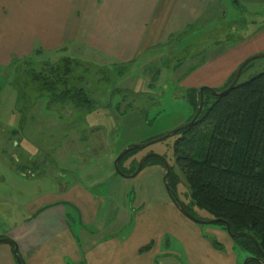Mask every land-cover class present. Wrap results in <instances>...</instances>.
Wrapping results in <instances>:
<instances>
[{
  "label": "crops",
  "instance_id": "crops-1",
  "mask_svg": "<svg viewBox=\"0 0 264 264\" xmlns=\"http://www.w3.org/2000/svg\"><path fill=\"white\" fill-rule=\"evenodd\" d=\"M217 1L0 0V67L37 49L61 50L65 40L77 50L90 49L104 65L135 64L144 54L162 55L175 45L182 52L181 41L213 30L207 26L215 20ZM237 1L241 6L260 2ZM16 23L24 25L29 46L8 31ZM226 45L220 67L212 63L214 58L203 59L199 66H193L199 58L188 60L191 69L181 75L182 86L222 88L246 59L264 52V28ZM153 167L161 169L157 171L164 182V170ZM115 177L110 174L108 179L122 187L121 192L93 195L80 186L61 188L23 222L0 227V239L14 243H0V264H168V258H181L178 245L188 264L243 263L245 256L234 250L227 233L199 228L180 212L167 190L169 199L159 195L153 200V194L141 193L133 200L128 180Z\"/></svg>",
  "mask_w": 264,
  "mask_h": 264
},
{
  "label": "rangeland",
  "instance_id": "rangeland-1",
  "mask_svg": "<svg viewBox=\"0 0 264 264\" xmlns=\"http://www.w3.org/2000/svg\"><path fill=\"white\" fill-rule=\"evenodd\" d=\"M215 6V20L207 26L210 30L213 28L211 33L201 32L181 41L182 52L176 50L175 45L162 55L144 54L135 64L104 65L90 49L80 46L77 50L76 44L65 40L61 50H42L43 53L32 59L23 54V60L0 67L2 229L29 218L44 198L59 195L61 188L70 191L80 186L93 195L121 192L122 187L108 179L110 174L122 177L115 169L121 152L128 146L146 144L186 125L193 112L182 99L185 90L191 89L183 87L181 82V75L191 69L187 61L199 58L200 61L193 64L199 66L203 59L214 58L212 63L220 67L224 57L219 56L226 44L238 43L245 35L264 28V0L245 2L242 6L218 0ZM15 26L8 31L17 34L19 42L24 38L23 43L29 46L31 40L27 39L24 25L16 23ZM69 58L83 66L75 69L72 80L95 102L90 112L75 111L67 105H50L45 94L39 96L40 84L33 83L29 75L32 70L48 75L50 66ZM262 73L264 58L252 61L239 83ZM79 78H83L81 83ZM127 109L131 110L125 113ZM147 110L149 112H145ZM172 145L170 138L138 149L131 160L140 162L153 153L166 156L167 163L174 166ZM157 170L161 169L149 165L137 177H125L132 199L141 193L153 194V200L159 195L169 199L163 177ZM175 171L179 201L190 207L201 221H210L209 213L191 205L186 179L178 169ZM194 224L202 230L219 228ZM177 250L181 258H168V264H188L179 245Z\"/></svg>",
  "mask_w": 264,
  "mask_h": 264
},
{
  "label": "trees",
  "instance_id": "trees-1",
  "mask_svg": "<svg viewBox=\"0 0 264 264\" xmlns=\"http://www.w3.org/2000/svg\"><path fill=\"white\" fill-rule=\"evenodd\" d=\"M231 2L240 5L237 0ZM41 53L42 49H37L29 58ZM79 67L83 66L78 60L69 58L50 66L48 75L36 74L33 70L29 75L33 83L40 84L39 96L45 94L50 105H67L75 111L90 112L95 108V102L85 89L75 86L72 80L75 69ZM235 75L215 92L227 90ZM82 80L79 78V83ZM182 99L193 111L187 121L189 123L201 103L200 89H186ZM202 102L203 108L197 121L171 138L174 159V166L169 164L171 199L199 219L190 207L178 199L175 171L178 169L189 187L191 205L209 213L211 220L222 221L216 226L225 233L228 224L233 235L247 234L252 237L253 240L247 237L232 239L229 236L235 251L244 254L245 258L261 260L260 263L249 264H264V257L257 248L258 245L264 255V73L245 83L238 82L222 96L205 91ZM137 150L130 149L119 162L120 171L127 176L138 169L140 162L131 160ZM162 157L166 159V156ZM125 164H128L127 167H124ZM149 165L164 170V164L158 158H149L143 169ZM213 247L220 249L216 241H213Z\"/></svg>",
  "mask_w": 264,
  "mask_h": 264
},
{
  "label": "water",
  "instance_id": "water-1",
  "mask_svg": "<svg viewBox=\"0 0 264 264\" xmlns=\"http://www.w3.org/2000/svg\"><path fill=\"white\" fill-rule=\"evenodd\" d=\"M264 58V54L262 55H259V56H256V57H252V58H249L248 60H246L245 62H243V64L239 67L238 71L236 72V75L234 77V80L231 84V86L225 90L224 92L222 93H217L215 92L214 89H211V88H208V87H204V88H201L200 89V94H201V103H200V106L195 114V116L193 117V119L191 120V122L187 123L186 125L182 126L181 128L159 138V139H156L154 141H151V142H148L146 144H143V145H139V146H130V147H127L124 152L117 158V160L115 161V169H116V172L118 173V175L122 176V177H126V178H135L136 176H138L141 172H142V169H143V166L145 164V162L149 159V158H158L160 159L163 164H164V171H165V175H164V184H165V187H166V190L168 191V193L170 194L172 192L171 188H170V185H169V174H170V167H169V164L167 163V161L165 160V158H163L162 156H159L157 154H149L147 156H145L139 163V166H138V169L137 171L131 175V176H127L125 174H123L120 169H119V162L120 160L130 151V149L132 148H135V149H145V148H148L154 144H157V143H162L170 138H172L173 136H175L177 133H179L181 130H184L186 128H189L190 126H192L196 121L197 119L199 118L200 114H201V111H202V108H203V102H202V99H203V93L205 91H208L209 93L215 95V96H222L224 95L225 93H227L228 91H231L237 84L238 82L240 81V78L242 76V72L243 70L245 69L246 66H248L252 61L254 60H257V59H262ZM178 209L180 210V212L186 217L188 218L189 220H191L192 222L196 223V224H199V225H207V226H211V225H216L218 223H223L222 221L220 220H210V221H201L200 219H197L195 217H193L191 214H189L186 209L184 208L183 205L181 204H178L176 203L175 204ZM226 230H227V234L228 236H230L232 239H237L239 237H247V238H250L251 240L252 237H250L249 235L247 234H236V235H233L232 234V231H231V227L230 225L226 224ZM0 243H9V244H13L14 243L9 240V239H0ZM257 248L260 252V254L264 257L263 253L261 252L259 246L257 245ZM15 254L17 256V250L15 251ZM250 262H257V263H260L261 260L259 259H256V258H247L244 262V264H249ZM20 264V263H19Z\"/></svg>",
  "mask_w": 264,
  "mask_h": 264
}]
</instances>
